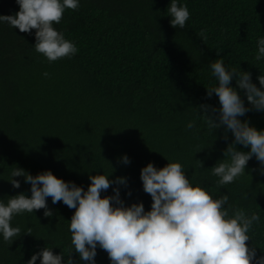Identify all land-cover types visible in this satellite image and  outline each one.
Instances as JSON below:
<instances>
[{
	"label": "trees",
	"instance_id": "1",
	"mask_svg": "<svg viewBox=\"0 0 264 264\" xmlns=\"http://www.w3.org/2000/svg\"><path fill=\"white\" fill-rule=\"evenodd\" d=\"M180 2L190 12L184 29L170 25V0H81L78 10H67L55 25L78 52L51 64L33 48L35 30L29 35L0 24V199L31 195L23 178H15L19 189L9 183L15 166L33 176L50 170L85 191L89 176L104 172L111 180L126 178L127 187L119 186L126 206L142 202L150 211L140 170L149 163L159 169L178 161L194 183L214 196L226 193L230 203L260 215L246 243L264 255L260 165L251 159L245 176L219 188L209 169L223 159L233 138L228 133L225 141L223 128L210 130L197 111L201 104L219 107L215 94L205 99L206 89L216 83L208 66L218 58L229 68L250 72L259 87L256 78L264 75V61L254 56L256 40L264 36V0ZM18 11L15 0H0V15ZM240 119L264 129V113L251 111ZM192 120L196 126L188 130ZM237 149L248 151L241 145ZM125 155L127 165L120 159ZM113 187L102 196L113 195ZM47 203L52 217H44L41 209L13 219L21 236L11 245L0 240V264H27L44 246L69 258L75 210L52 204L50 197ZM71 258L85 264L74 250ZM95 261L110 264L99 248Z\"/></svg>",
	"mask_w": 264,
	"mask_h": 264
},
{
	"label": "clouds",
	"instance_id": "2",
	"mask_svg": "<svg viewBox=\"0 0 264 264\" xmlns=\"http://www.w3.org/2000/svg\"><path fill=\"white\" fill-rule=\"evenodd\" d=\"M15 2L19 11L0 15V24L29 35L35 30L33 48L48 63L70 59L78 52L75 43L66 39L55 25L67 10H78L81 0ZM166 12L171 27H186L190 19L187 4L170 0ZM254 59L264 61V36L256 40ZM208 67L216 83L206 89L205 99L210 100L215 94L219 107L201 104L197 111L210 130L223 128V139L228 140V133L233 138L222 153L223 159L209 169L218 178L217 186L223 188L245 176L253 158L260 165L259 174L264 175V129L258 130L250 121L240 119L251 111L264 113V75L257 76V87L250 72L229 68L223 58ZM43 75L49 77L47 72ZM233 80L235 87L230 86ZM195 126V120L186 125L188 130ZM237 145L248 151L238 150ZM120 159L125 165L130 163L126 155ZM197 162L201 168V162ZM185 173L178 161L159 169L152 163L143 167L139 179L152 201L150 211H145L142 202L126 206L120 198L119 186L127 187L126 178L111 180L110 174L104 172L89 176L90 184L85 191L74 182L57 178L50 170L33 176L15 166L9 183L19 189L21 183L15 178H23L24 183L30 184L31 195L20 193L7 200L0 199V240L11 245L21 236V226H13L17 216L43 209L44 217H52L47 203L50 197L52 204L62 202L75 210L68 229L69 258L65 260L63 253L54 254V247L44 246L31 255L27 264H37L38 260L39 264H76L71 258L73 250L85 264H96L98 248L107 253L110 264H264V255L258 256V248L246 243L251 241L250 233L259 224L260 215L230 203L226 193L214 196ZM112 185L117 186L112 188L113 195L102 196ZM126 195L131 196V192ZM30 232L27 229V235Z\"/></svg>",
	"mask_w": 264,
	"mask_h": 264
}]
</instances>
